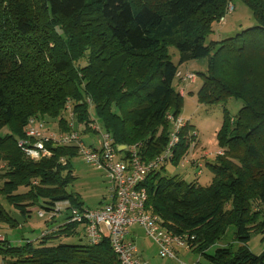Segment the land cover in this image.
<instances>
[{
	"label": "trees",
	"instance_id": "1",
	"mask_svg": "<svg viewBox=\"0 0 264 264\" xmlns=\"http://www.w3.org/2000/svg\"><path fill=\"white\" fill-rule=\"evenodd\" d=\"M233 1L0 0V196L9 206L0 203V226L19 227L13 213L27 221L35 209L50 212L60 202L85 207L69 191L76 147L48 144L52 156L37 160L19 146L31 120L69 131L70 102L75 128L97 122L124 160L136 146L143 162H151L176 135L172 157L142 184L164 229L193 240L192 251L211 264H264V251L254 255L248 246L253 234L264 233V0H241L256 25L214 51L206 44ZM170 48L178 51V64ZM205 59L199 103L234 99L242 106L233 117L224 110L217 135L223 154L206 160L213 178L201 186L162 172L196 149L193 125L186 121L176 130L184 92L175 84L188 83L182 64ZM81 135L94 145L89 131ZM189 162L202 173V161ZM80 227L84 235L82 224L65 220L21 246L0 234V264H121L108 239L54 244L81 235ZM229 234V244L209 255Z\"/></svg>",
	"mask_w": 264,
	"mask_h": 264
},
{
	"label": "built area",
	"instance_id": "2",
	"mask_svg": "<svg viewBox=\"0 0 264 264\" xmlns=\"http://www.w3.org/2000/svg\"><path fill=\"white\" fill-rule=\"evenodd\" d=\"M233 11L234 6L230 4L219 23H225L227 16ZM195 79L193 73H185L182 77V80L188 83L195 82ZM66 109L69 131H50L43 122L31 120L27 127L26 139L20 141L19 146L28 156L37 160L52 156L48 144L76 147L80 158L104 174L108 183L109 198L96 209L73 207L68 201L60 202L50 212H39V217L51 221L70 211L71 218L68 222L82 224L87 242L97 245L103 239H108L121 264H148L138 256L137 245L130 237V232L135 227L142 229L145 236L155 244L158 256L162 259H177L180 252L192 251L195 245L193 240L173 235L164 229L159 216L148 205L147 193L142 188L148 174L160 169L172 157V148L178 142V137L173 135L168 148L151 162H143L136 146L128 149L130 157L124 160L114 148L111 136L97 122H91L83 129L94 132L99 137L98 141L93 142L94 145H86L81 130L75 128L70 102L67 103ZM184 124V119L178 118L176 130ZM217 154L223 152L219 150ZM199 166L201 167V164ZM3 239L0 235V241Z\"/></svg>",
	"mask_w": 264,
	"mask_h": 264
},
{
	"label": "rangeland",
	"instance_id": "3",
	"mask_svg": "<svg viewBox=\"0 0 264 264\" xmlns=\"http://www.w3.org/2000/svg\"><path fill=\"white\" fill-rule=\"evenodd\" d=\"M234 11L227 16L225 23H216L213 32L208 36L206 41L207 45H211V49L214 51L217 48L218 42L234 37L241 33L243 30L253 27L256 22L252 16L250 9L241 1H233ZM170 54L174 63L179 62V53L175 48H170ZM207 60H195L182 64L179 68V73L184 75L185 73H195L197 78L195 83L190 82L184 85L180 83L175 84V90L181 93L183 90V108L180 117L184 121H188L196 129L197 133V146L196 149L191 152L181 163L175 165L169 163L165 167V171L162 175L174 176L178 175L182 180L188 184L198 182L201 186H208L213 178V174L209 167L205 164L206 160L211 161L213 157L220 150L218 146L217 135L222 128L224 122V110H226L231 117L235 116L242 106L240 101L231 99L225 104H217L213 106L200 104L198 101V91L203 84V78L198 73L204 72L207 69ZM85 124L81 125L82 131ZM90 132V131H89ZM91 136L98 141V135L90 132ZM90 139L89 135L85 137V141ZM97 145V142L95 143ZM206 157V159H205ZM196 159L203 162L202 173L198 174V169L190 164V160ZM73 175L72 184L69 187V191L75 195H78L83 205L86 208L96 209L105 203L109 198L108 183L104 177V174L93 166L86 163L82 158L75 157L71 160ZM3 182L0 181V187ZM0 203L5 209L9 206L6 200L0 196ZM264 221V219H262ZM59 223H47L45 219L39 218L38 209H35L32 216L25 221L22 226L16 228H10L7 225L0 226V234L5 235L15 246H21L29 241H36L43 231L58 227ZM82 227L78 229L81 235L72 236L69 238H62L61 241H55L54 244L59 242L68 245L86 244L87 240L80 231ZM139 236L143 237V232L140 230ZM231 240V234L227 239L216 244V246L210 248L209 255L215 253L216 249L226 247ZM144 243L148 245L149 252H147L148 264H167L168 259H162L158 256L156 246L153 242L144 236ZM250 251L254 255H260L264 251V233H255L252 235L248 243ZM156 250V251H155ZM156 252V254H155ZM185 259H182V264H211L205 257H200L195 251L184 252ZM199 258V263L197 262ZM2 261V259H1ZM3 263V261H2ZM4 264H6L4 262Z\"/></svg>",
	"mask_w": 264,
	"mask_h": 264
},
{
	"label": "crops",
	"instance_id": "4",
	"mask_svg": "<svg viewBox=\"0 0 264 264\" xmlns=\"http://www.w3.org/2000/svg\"><path fill=\"white\" fill-rule=\"evenodd\" d=\"M56 222L57 223H60V222H58V220ZM140 230L143 232V230L140 229V228H138V227L133 228L131 230V232H130V237L135 241V243L137 245V248H138V256L141 258V260H143L146 263H148L146 257H147V252H149V247H148V245H146L144 243V236H145L144 232H143V234H144L143 237H141V236L138 235V233H139ZM156 250H157V247H156ZM156 252H155V254H156ZM184 252H188V251H182V252H180L178 254V258L177 259H168V260H171V261H169L167 264H182L183 263L182 262V259H185L186 258ZM198 261H199V258H197V262L196 263H199Z\"/></svg>",
	"mask_w": 264,
	"mask_h": 264
},
{
	"label": "water",
	"instance_id": "5",
	"mask_svg": "<svg viewBox=\"0 0 264 264\" xmlns=\"http://www.w3.org/2000/svg\"><path fill=\"white\" fill-rule=\"evenodd\" d=\"M13 217L15 218V220L17 221V223L20 226L23 225V223L25 222V219L17 213H13ZM70 218H71V213H70V211H68L65 215H63L61 218L58 219V222L65 221V220H68Z\"/></svg>",
	"mask_w": 264,
	"mask_h": 264
}]
</instances>
